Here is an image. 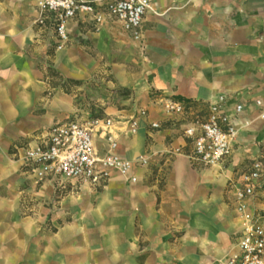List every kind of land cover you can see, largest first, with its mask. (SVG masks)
Here are the masks:
<instances>
[{"label":"crops","instance_id":"1","mask_svg":"<svg viewBox=\"0 0 264 264\" xmlns=\"http://www.w3.org/2000/svg\"><path fill=\"white\" fill-rule=\"evenodd\" d=\"M151 9L142 24L146 56L136 90L140 106L110 111L123 121L139 108L148 110L137 133L117 128V152L129 159L149 155L150 163L135 169L136 182L114 172L103 186L81 185L106 190L100 264H170L176 259L180 264H219L243 231L235 188L243 185L254 161L264 163V0H151ZM36 17L35 0H0V140L15 148L9 168L20 169L34 183L78 184L56 176L38 180L23 160L26 147L43 143L53 125L74 118L65 114L73 106L62 90L47 98L48 83L31 49L41 32L59 41L55 28L36 23ZM68 27L69 40L54 55V65L68 74L80 62L75 45L68 47L80 28H118L130 36L111 17L97 24L81 15ZM220 96L238 130L231 155L221 164L199 166L186 154L173 153L179 146L190 149L183 133L187 121L183 115H166L162 100L207 106ZM237 104L243 105L241 111ZM153 121H160L161 128H153ZM256 186L250 206L261 209L264 174ZM172 226L183 231L177 243L157 235ZM67 247L70 255L41 257L40 264H79L72 255L76 245Z\"/></svg>","mask_w":264,"mask_h":264},{"label":"rangeland","instance_id":"2","mask_svg":"<svg viewBox=\"0 0 264 264\" xmlns=\"http://www.w3.org/2000/svg\"><path fill=\"white\" fill-rule=\"evenodd\" d=\"M38 38L31 51H36L48 83L47 98L62 90L73 106L65 114L84 119L112 117V110L140 106L136 90L146 56L141 40L118 28H80L68 44L75 45L80 62L68 74L54 65V55L60 50L55 37L47 31ZM13 147L0 140V264H40L41 257L70 255L67 250L72 248L67 246L71 242L79 264H100L106 190L71 182L36 184L20 169L9 168ZM182 234L178 226L157 233L169 243H177ZM170 264L180 262L176 259Z\"/></svg>","mask_w":264,"mask_h":264},{"label":"built area","instance_id":"3","mask_svg":"<svg viewBox=\"0 0 264 264\" xmlns=\"http://www.w3.org/2000/svg\"><path fill=\"white\" fill-rule=\"evenodd\" d=\"M36 22L55 28L58 48L69 40L70 21L81 15H89L97 23L111 17L121 23L129 35L143 39V19L151 9V0H35ZM225 96L209 105L165 97L163 112L168 115H183L187 121L184 135L190 149L181 146L173 153L186 154L194 165L214 166L221 164L232 153L238 130L225 111ZM258 105H263L261 99ZM242 104L236 105L241 111ZM264 118V111L261 112ZM148 116L146 108H139L128 119L112 117H74L57 123L49 129L48 138L40 144L28 146L23 160L30 165L36 179L48 176L63 177L90 187L103 186L114 172L127 181L136 182L135 169L150 163L149 155L129 159L117 152L120 131L137 133L140 118ZM155 129L160 121L151 122ZM264 174V163L256 160L243 175V185L235 188L237 215L242 221V235L235 247L219 264H264V206L252 209L250 199L255 196L256 182Z\"/></svg>","mask_w":264,"mask_h":264}]
</instances>
